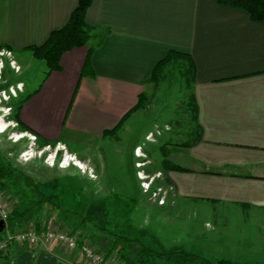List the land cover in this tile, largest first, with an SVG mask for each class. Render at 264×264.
Here are the masks:
<instances>
[{
	"label": "crops",
	"instance_id": "obj_1",
	"mask_svg": "<svg viewBox=\"0 0 264 264\" xmlns=\"http://www.w3.org/2000/svg\"><path fill=\"white\" fill-rule=\"evenodd\" d=\"M76 3L0 0L1 49L21 53L42 44ZM85 21L106 33L61 55L60 69L21 104L19 122L44 143L91 147L109 141L127 115L136 118L157 62L169 50L188 54L201 132L179 144L177 166L165 172L173 194L164 214L176 222L192 219L196 230L192 235L190 225L192 236L172 246L211 261L254 256L248 254L253 247L217 235L220 228L232 231L237 218L264 231V23L216 0H91ZM117 153L107 149L88 159L105 171ZM107 256L106 264H114L115 255ZM0 264L88 263L78 251L39 241L13 244Z\"/></svg>",
	"mask_w": 264,
	"mask_h": 264
},
{
	"label": "rangeland",
	"instance_id": "obj_2",
	"mask_svg": "<svg viewBox=\"0 0 264 264\" xmlns=\"http://www.w3.org/2000/svg\"><path fill=\"white\" fill-rule=\"evenodd\" d=\"M185 63H167L161 79L141 94L136 118L127 115L108 133L114 135L112 139L109 135V141L91 147L66 146L44 143L15 121L20 100L41 84L45 63L31 50L0 54V167L6 166L8 173L0 181V194L8 202L9 215L16 210L22 213L14 224L16 230L69 232L115 255L114 264H133L139 244L165 251L173 248V241L185 242L194 235V220L176 222L164 214L173 194L165 172L177 166L174 156L179 144H189L197 136L190 107L192 84L181 71ZM87 149L96 155L100 151L104 155L107 149H120V153L113 154L104 171L88 159L92 153ZM156 189L161 191L152 196ZM119 198L126 199V205ZM236 220L232 231L220 228L217 237L254 248L248 252L254 256L235 262L264 264V231L243 218ZM188 228L192 235H187Z\"/></svg>",
	"mask_w": 264,
	"mask_h": 264
},
{
	"label": "trees",
	"instance_id": "obj_3",
	"mask_svg": "<svg viewBox=\"0 0 264 264\" xmlns=\"http://www.w3.org/2000/svg\"><path fill=\"white\" fill-rule=\"evenodd\" d=\"M216 1L217 3L224 6L241 9L245 11L253 21L264 23V0ZM90 3L91 0H77V3L73 10L70 12L66 22L60 28L52 30L42 44L27 47V49L31 50L32 55L36 59H39L45 63L46 71L42 80H44L50 72L60 69L59 60L64 52L73 48L87 45L89 40L93 37H96L99 40V38H101L106 33V30L96 33L95 27L89 25L85 21V13ZM88 52H90V49L88 50ZM177 60H184L186 62L185 65L182 66L181 71L187 78V82L189 84H192L194 78V64L192 62V59L188 54L175 50H169L166 56L157 62L152 70L150 82H158L163 76L164 68L166 67L167 63H173ZM39 87L40 85L38 86V88ZM38 88L36 90H38ZM30 95L31 94H27L20 100L15 112V121H17V124H20L24 130L30 129L19 122L18 110L21 104ZM140 97L141 95L139 96L137 105L135 107L138 106ZM190 98V107L193 110L192 119L197 125V130L201 132L199 124L197 123L198 108L194 95L191 94ZM199 136L196 137L195 140H197ZM5 168L6 166L0 167V181L2 179H6V177L8 176ZM119 199L121 200V202H123L124 205H126L124 202L126 199ZM127 206H129V204ZM20 215H22V213L16 210L7 217V229L9 231L16 230L17 227L14 224L17 221V217ZM37 229L39 228L37 227ZM107 255L108 253H106V256ZM159 260H162L167 264H241L229 259H218L216 261H211L205 257L200 256L198 253L186 250L181 247H173L165 251H160L143 244H139L136 254L134 255L133 264H156V261Z\"/></svg>",
	"mask_w": 264,
	"mask_h": 264
},
{
	"label": "built area",
	"instance_id": "obj_4",
	"mask_svg": "<svg viewBox=\"0 0 264 264\" xmlns=\"http://www.w3.org/2000/svg\"><path fill=\"white\" fill-rule=\"evenodd\" d=\"M0 54L10 56L11 50H2ZM144 184L147 185L145 182ZM143 189L146 191L148 188L144 187ZM159 191H161V189H156L151 192V195L155 196ZM159 202L162 204L163 200H160ZM8 216V202L4 201L0 194V219H2L6 225L5 231H3L0 238V255L7 254L9 249L15 243L35 245L39 241H47L60 243L63 247L70 251H78L82 254L88 264H106V254L103 251L92 247V245L83 238L79 239L76 235L69 232L52 229H46L42 232L34 229L9 231L7 229L6 221Z\"/></svg>",
	"mask_w": 264,
	"mask_h": 264
},
{
	"label": "water",
	"instance_id": "obj_5",
	"mask_svg": "<svg viewBox=\"0 0 264 264\" xmlns=\"http://www.w3.org/2000/svg\"><path fill=\"white\" fill-rule=\"evenodd\" d=\"M5 228H6L5 222L2 219H0V233L5 231Z\"/></svg>",
	"mask_w": 264,
	"mask_h": 264
},
{
	"label": "bare ground",
	"instance_id": "obj_6",
	"mask_svg": "<svg viewBox=\"0 0 264 264\" xmlns=\"http://www.w3.org/2000/svg\"><path fill=\"white\" fill-rule=\"evenodd\" d=\"M66 164V163H65ZM76 164H79V163H76Z\"/></svg>",
	"mask_w": 264,
	"mask_h": 264
}]
</instances>
